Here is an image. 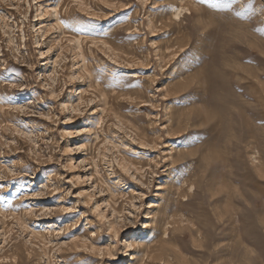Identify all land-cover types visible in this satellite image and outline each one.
<instances>
[{
	"label": "rangeland",
	"instance_id": "1",
	"mask_svg": "<svg viewBox=\"0 0 264 264\" xmlns=\"http://www.w3.org/2000/svg\"><path fill=\"white\" fill-rule=\"evenodd\" d=\"M0 264H264V0H0Z\"/></svg>",
	"mask_w": 264,
	"mask_h": 264
},
{
	"label": "bare ground",
	"instance_id": "2",
	"mask_svg": "<svg viewBox=\"0 0 264 264\" xmlns=\"http://www.w3.org/2000/svg\"><path fill=\"white\" fill-rule=\"evenodd\" d=\"M52 11L54 14H56V7H52Z\"/></svg>",
	"mask_w": 264,
	"mask_h": 264
}]
</instances>
